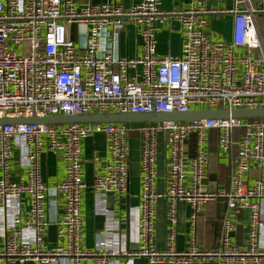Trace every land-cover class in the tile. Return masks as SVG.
<instances>
[{"label": "built area", "instance_id": "obj_1", "mask_svg": "<svg viewBox=\"0 0 264 264\" xmlns=\"http://www.w3.org/2000/svg\"><path fill=\"white\" fill-rule=\"evenodd\" d=\"M159 0H141L124 8L91 0H0V119L82 116L89 114L187 113L199 110L264 108V48L256 26L259 9L235 0L215 10L207 0H191L186 9L162 11ZM241 5V7H240ZM231 15L229 41H214L206 33L208 15ZM170 19L181 26L180 55L158 56L156 23ZM130 22L141 38L139 56L128 58L102 50L105 28L116 32ZM83 28L84 44L75 45L71 28ZM217 131V147L231 154L233 132L241 130L227 187L205 183L208 136ZM139 135L140 246L131 252L86 250L82 244L83 179L81 142L100 134L106 142V162L94 158L92 189L102 201L109 193L127 192L130 135ZM166 151V188L156 190L158 136ZM17 139L22 143H17ZM190 139L194 147H190ZM60 155L65 176L52 190L61 204L56 222L57 244L49 248L45 235L48 186L42 179L40 155ZM261 176L251 186L244 177L251 168ZM15 172L12 173V169ZM14 175H16L14 177ZM26 198V211L20 206ZM159 199L167 204V247L153 245ZM223 200L227 212H247V243H231L232 221L222 220L219 246L204 250L189 241L175 249L180 202L190 206V223L204 205ZM0 215L3 234L0 264H55L67 259L96 264L117 254L144 257L148 264H264V119H200L191 122L72 123L66 125L0 124ZM8 210V213L6 212ZM103 246L102 242L97 244Z\"/></svg>", "mask_w": 264, "mask_h": 264}, {"label": "crops", "instance_id": "obj_2", "mask_svg": "<svg viewBox=\"0 0 264 264\" xmlns=\"http://www.w3.org/2000/svg\"><path fill=\"white\" fill-rule=\"evenodd\" d=\"M78 2L79 0H74ZM141 0H91L92 4L116 3L124 8L139 3ZM235 0H232V5ZM159 8L162 11H172L186 9L191 5V0H159ZM252 8L259 9L256 14V26L259 37L262 40L264 48V0H248ZM207 7L215 10L229 8L226 0H207ZM241 7V5H240ZM263 19L260 24L258 19ZM206 33L214 41H229L232 34L233 17L231 15H208L207 16ZM156 53L158 56L180 55V46L182 41V33L180 24L170 19L156 24ZM84 29L72 26L71 40L75 45L83 46ZM142 41L137 33L136 28L127 22L121 29L116 32L114 29L107 27L104 29L100 39L102 50H110L114 47V51L120 56L133 58L140 55ZM136 127L138 124H128ZM241 130L233 132L234 144L231 154H225L217 147V131H210L208 136V164L206 168L205 183L212 188L227 187L229 182L230 167L236 154V142L239 139ZM17 143L22 140L17 139ZM129 179L127 192L122 195L109 193L102 201L97 197L92 189V180L95 173L100 171L94 166V158L98 157L102 163L106 162V142L103 135H90L81 142V158L83 179L85 181V189L81 198V216L83 222L82 244L86 250L103 252L113 250L120 252L126 250L128 252L136 250L140 246L137 236V224L139 220V135L133 132L129 140ZM190 147L193 149L194 141L190 139ZM41 175L49 191L45 205V215L50 226L45 235V244L52 248L57 244L56 239V222L62 213L59 199L52 188L65 176V166L59 154L43 151L40 155ZM157 183L156 190L164 192L166 188V151L163 144V138L158 136V156L156 163ZM15 168L12 169V173ZM16 175H14L15 177ZM261 172L255 167L244 177V181L248 185H252ZM167 200L159 199L156 204V213L154 218L155 237L153 245L156 250L163 251L167 247ZM26 198L22 197L20 206L26 211ZM0 206V211H1ZM8 213V210L6 211ZM192 210L186 203L180 202L176 208L177 226L175 249L177 251L186 250L189 241L194 239L196 246L204 250H213L219 246V238L222 228V220L228 217L234 229L230 235L231 243L238 246H245L247 243V212H241L238 215L230 214L226 210L223 200L208 202L199 212L194 226L190 223V215ZM261 218L264 220V208L261 209ZM7 232L0 215V251L3 246V234ZM260 243L264 244V230L259 236ZM104 245L98 247V243ZM25 264H33L27 262ZM55 264H69L67 259H60ZM82 264H96L94 259H88ZM105 264H148L147 258H129L121 254L109 257ZM165 264V263H158Z\"/></svg>", "mask_w": 264, "mask_h": 264}, {"label": "water", "instance_id": "obj_3", "mask_svg": "<svg viewBox=\"0 0 264 264\" xmlns=\"http://www.w3.org/2000/svg\"><path fill=\"white\" fill-rule=\"evenodd\" d=\"M226 5H232V0H226ZM264 119V108L241 109V110H199L187 113H153V114H89L82 116H48L44 118H19V119H0V124H42V125H66L72 123H161V122H191L200 119Z\"/></svg>", "mask_w": 264, "mask_h": 264}, {"label": "rangeland", "instance_id": "obj_4", "mask_svg": "<svg viewBox=\"0 0 264 264\" xmlns=\"http://www.w3.org/2000/svg\"><path fill=\"white\" fill-rule=\"evenodd\" d=\"M257 19H258L260 24L263 22V19H260L259 17Z\"/></svg>", "mask_w": 264, "mask_h": 264}]
</instances>
